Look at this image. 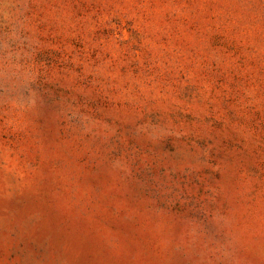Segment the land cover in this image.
Segmentation results:
<instances>
[{"label":"rangeland","instance_id":"1","mask_svg":"<svg viewBox=\"0 0 264 264\" xmlns=\"http://www.w3.org/2000/svg\"><path fill=\"white\" fill-rule=\"evenodd\" d=\"M0 264H264V0H0Z\"/></svg>","mask_w":264,"mask_h":264}]
</instances>
